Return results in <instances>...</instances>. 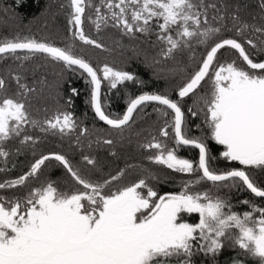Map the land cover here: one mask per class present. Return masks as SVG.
Listing matches in <instances>:
<instances>
[{
	"label": "snow or ice",
	"instance_id": "obj_1",
	"mask_svg": "<svg viewBox=\"0 0 264 264\" xmlns=\"http://www.w3.org/2000/svg\"><path fill=\"white\" fill-rule=\"evenodd\" d=\"M23 3L24 0H14L17 6ZM67 6L72 43L61 47L28 36L3 38L0 59L9 56L20 60V52L30 54L23 56L24 60L44 54L68 69L81 70L90 86L86 102L95 116L112 129L130 127L134 114L155 102L158 107L154 111L164 124L159 130L160 138L152 136L142 145L156 150L147 159L192 178L182 180L181 191L175 193L160 194L149 184V179H159L152 176L110 190L109 186L125 175L124 170L94 181L86 178L62 153L41 155L25 174L0 182V192L23 187L30 178L39 179L42 167L50 160L63 167L76 187L63 189L56 180L49 179L22 196L0 194V264H195L194 257L198 255L208 264H221L219 257L224 252L235 253L226 258L227 264H246L248 257L264 264V204L243 199L238 203L246 206V210H234L236 206L230 199L212 191V188L236 189L264 199V186L250 174V170L264 171V60H254L247 50L250 46L264 53V39L259 44L251 38L216 39L227 30V15L231 16L232 27L239 37H244L249 29L264 37V26L257 27L241 18L240 0L235 3L224 0L225 15L213 16L211 20L208 9L217 13L221 9L205 0H100L98 4L94 0H69ZM258 7L264 13V0H258ZM89 9L91 15L86 16ZM85 20L97 32L109 24L129 36L155 32L157 41L163 45L159 53L163 60L175 59L177 53L191 51L196 45H204L205 53L198 67L176 87L175 99L167 92L130 95L124 114L115 116L106 111L109 101L108 93L102 92L104 82L107 81L109 91L127 82L141 85L145 82L130 71L108 64L95 67L77 53L76 39L104 48L86 34ZM224 49L234 50L236 59L221 63L217 57ZM9 75L17 85L12 95H8L5 77L0 76V158L5 165L12 154L8 142L19 140L21 146L33 147L38 142L37 137L27 132L28 127L61 136L80 129L77 144L80 135L88 134V128L81 127L70 111L57 110L42 120L33 117L30 96L37 90L24 82L21 74L10 71ZM206 78L210 90L197 95L195 107L185 108V98L197 94ZM71 93L80 94L75 87ZM72 103L69 97L66 105ZM201 113L207 133L189 134L187 114L196 118ZM169 137L171 145L164 139ZM210 141L223 146L220 155L238 166L222 171L213 169L210 162L215 157L211 155ZM103 144L112 145L113 140L104 139ZM185 147L198 149L197 161L178 154ZM16 153H20V148ZM82 159L100 170L95 158L84 155ZM9 170L0 168V172ZM202 182H211L212 188L193 191ZM185 213L198 214V222H186L182 217Z\"/></svg>",
	"mask_w": 264,
	"mask_h": 264
},
{
	"label": "trees",
	"instance_id": "obj_2",
	"mask_svg": "<svg viewBox=\"0 0 264 264\" xmlns=\"http://www.w3.org/2000/svg\"><path fill=\"white\" fill-rule=\"evenodd\" d=\"M99 3L100 0H94ZM206 3H216L221 9L219 13L211 8L208 9L209 19L216 15H225L223 12L224 0H205ZM235 3L236 0H229ZM69 0H24L23 5L17 6L14 0H0V39L20 37H34L37 40H43L53 43L57 46H65L72 43V35L69 30V12L67 6ZM242 11L241 18L257 27L264 26V13L258 7V0H240ZM64 5V7H61ZM244 5H247L244 7ZM7 10V11H5ZM91 9L86 11V16L91 15ZM106 11V9H102ZM229 13L232 9L229 8ZM218 23V22H217ZM227 30L223 31L216 39L234 37L237 39L251 38L257 44L264 37L255 33L251 29L245 32L244 37H239L232 27L231 16L227 15L225 19ZM87 35L92 39L104 45L103 49L95 48L91 45H85L78 39L74 41L77 53L83 55L95 67H103L108 64L118 70L130 71L143 80L144 84L127 82L124 85H118L117 89L108 90L107 81L102 85V92L108 93V104L106 111L115 116H122L126 111L127 100L129 96L142 94L143 92H167L174 99L176 98L175 89L182 84L199 65V61L205 53L204 45H196L193 50H184L177 53L175 59L163 60L159 53L163 45L157 41L155 32L151 34L136 33L135 36L125 35L121 29L111 27H102L97 32L95 26L85 20L83 25ZM254 60H264V53H258L257 49L247 47ZM194 53V57H193ZM22 58L16 60L5 56L0 59V76L3 69H7L6 84L8 95H12L17 90V85L9 75L19 73L24 77V82L34 87L37 91L30 96L31 113L37 119L51 117L57 110L70 111L80 123L81 127L88 128L87 135H80V143L77 144L76 137L80 134V129L69 136L59 134L41 133L39 129L27 128V132L38 138L35 146H21L19 140L8 142L7 148L12 153L8 157L7 165L3 158H0V168L10 169L6 172H0V182L15 179L25 174L29 165L38 159L41 155L58 152L66 155L75 167L81 170V173L91 180H103L112 175H116L120 170L125 171V175L115 184L128 185L145 177H158L159 179H149L150 183H155L157 188H164L169 184L171 172L162 165L155 164L147 159L148 156L156 153L155 149H145L143 144L151 140L152 136L159 137V130L164 124V120L159 115L154 114V108L158 107L155 102H150L143 107V111L138 110L134 114V121L130 122V127L123 130L112 129L103 124L96 116L90 104L86 101L89 98L90 86L85 82L86 74L81 75V70L73 71L64 67L62 64L55 63L46 58L44 54H36L28 60L23 56L28 53H18ZM236 56L234 50L224 49L218 53V59L221 56ZM193 57V58H190ZM159 60L160 63H155ZM239 62V61H238ZM77 88L79 96H73L71 88ZM202 87H205V93L210 90V83L206 80ZM197 95H203L199 91L197 94L184 100L185 108L195 107L194 101ZM72 97L73 103L69 106L66 101ZM157 123V124H155ZM171 132V130H169ZM104 139L113 140L112 145L103 144ZM168 140L167 138H164ZM99 140L100 143H96ZM91 144V147H89ZM26 146V147H25ZM20 148V153L16 149ZM28 150V152H27ZM115 152L116 155H112ZM88 155L97 160L99 171L91 165H87L82 157ZM59 166L54 160L46 161L42 167L41 174L46 180H56L65 183L66 177L72 181L63 167H48V165ZM54 164V165H53ZM14 165V167H13ZM52 169V170H51ZM50 170V171H49ZM48 171V172H47ZM174 182V181H173ZM43 183L37 182L35 178H30L29 182L20 188L9 189L0 192L2 195H24L27 193L26 187H32ZM176 183V182H174ZM255 200H258L255 197ZM260 201H264L261 200ZM237 251H239L237 249ZM235 255L234 252H224L220 257L221 264H227V257ZM243 259V257H241ZM195 264H208L203 257H194ZM246 264H257L254 258L248 257Z\"/></svg>",
	"mask_w": 264,
	"mask_h": 264
},
{
	"label": "flooded vegetation",
	"instance_id": "obj_3",
	"mask_svg": "<svg viewBox=\"0 0 264 264\" xmlns=\"http://www.w3.org/2000/svg\"><path fill=\"white\" fill-rule=\"evenodd\" d=\"M236 57H237V54H236V56L234 55L231 58L236 59ZM229 58L230 57H228V56H221V57H219L218 60L219 61L227 60ZM206 80H207V78L205 79V81ZM203 83H202V85H203ZM202 85L197 90V92L199 91V93L201 92V94H204L205 93L204 91L206 90V88L202 87ZM188 98H185V100ZM154 114L159 115L157 112H154ZM203 119H204V117H203L202 113L196 118H193V117H191L190 114H187V129L189 131V134L196 135V136H202V135H205L207 133V126L205 124H203ZM155 124H157V123H155ZM197 124L201 125V127L196 128L195 125H197ZM167 139H168L167 142L169 143V145H171V143H172L171 138L169 137ZM209 143H210V148H211V155L213 157H215V159L210 162V166L213 169H215L216 171H222V170H226V169L231 168V167L238 166V165H235L233 163L225 161L224 158L220 155V153L223 151V146L215 144L214 141H210ZM27 152H28V150H27ZM178 154L181 157L191 159L194 162L198 160V149H195V148H191V147L181 148ZM55 164H59V163L57 161H55ZM59 166H57V165L52 166V164L50 163V165H48L47 168L44 169V171L46 172L48 167L59 168ZM169 171L171 172V175H170L171 178H170L169 184H167L164 188H157L155 183L149 182V184L152 185L153 187H155L160 192V194H165V193H170V192H173V193L179 192V191H181V181L185 180V179L192 178V177H189V176L184 175V174L175 173L172 170H169ZM250 174L258 183H260L262 186H264V171L250 170ZM65 177H66V181H65V183H62V185H60V182L58 181V184L61 188L71 190L72 188L76 187V185L74 184L73 181L69 180V178L67 176H65ZM35 180L37 182H40V181L44 182L45 178L43 177L42 174H40L39 179H35ZM173 181L176 183H174ZM114 182H116V181H114ZM114 182L109 186L110 190H115L118 187L124 186L123 184H115ZM36 186H39V185H36ZM209 188H212L211 182H202V183L196 185L193 188V191H205V190H208ZM26 190L28 192L30 189L28 187H26ZM212 191L214 194H217V195H220L222 197L230 199L231 202L236 206L234 208V210H241V211L246 210V206H242L238 203L239 201H241L243 199H251V200H254L258 204H264V201H260V199L261 200H264V199L258 198V200H255V197H253L252 194H250L247 191L241 192V191H238L236 189L229 190L227 188H220L218 190L215 188H212ZM182 217L186 222H189V223H197L198 222V214H195V213H193V214H186L185 213V214H182ZM200 257H202V256H200Z\"/></svg>",
	"mask_w": 264,
	"mask_h": 264
},
{
	"label": "rangeland",
	"instance_id": "obj_4",
	"mask_svg": "<svg viewBox=\"0 0 264 264\" xmlns=\"http://www.w3.org/2000/svg\"><path fill=\"white\" fill-rule=\"evenodd\" d=\"M231 60H232V58H229L227 60H221L220 62L224 63V62H228V61H231ZM6 73H7V69L5 68V69L2 70L1 76H4L6 78Z\"/></svg>",
	"mask_w": 264,
	"mask_h": 264
},
{
	"label": "water",
	"instance_id": "obj_5",
	"mask_svg": "<svg viewBox=\"0 0 264 264\" xmlns=\"http://www.w3.org/2000/svg\"><path fill=\"white\" fill-rule=\"evenodd\" d=\"M20 53H26V52H20ZM204 82V81H203ZM202 82V83H203ZM202 85V84H201ZM198 90V89H197ZM94 111V110H93ZM98 118V117H97ZM99 119V118H98ZM103 124H105L103 121H101ZM106 126H108L107 124H105ZM110 127V126H109Z\"/></svg>",
	"mask_w": 264,
	"mask_h": 264
}]
</instances>
